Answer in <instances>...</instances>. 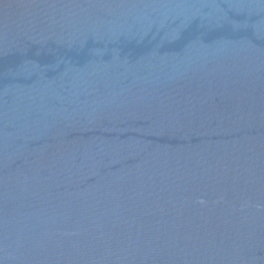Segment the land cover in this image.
I'll list each match as a JSON object with an SVG mask.
<instances>
[{
    "label": "water",
    "instance_id": "water-1",
    "mask_svg": "<svg viewBox=\"0 0 264 264\" xmlns=\"http://www.w3.org/2000/svg\"><path fill=\"white\" fill-rule=\"evenodd\" d=\"M0 264H264V0H0Z\"/></svg>",
    "mask_w": 264,
    "mask_h": 264
}]
</instances>
